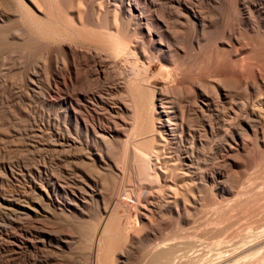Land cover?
Here are the masks:
<instances>
[{
  "label": "rangeland",
  "instance_id": "1",
  "mask_svg": "<svg viewBox=\"0 0 264 264\" xmlns=\"http://www.w3.org/2000/svg\"><path fill=\"white\" fill-rule=\"evenodd\" d=\"M178 1L174 0L172 3L174 6H172L168 4V0H161V10H173V18L170 20L174 28L173 40L177 44H183L184 47L181 52V63L182 68L185 69L183 70L185 76L190 78V84L183 90L184 95L188 96L187 99L191 102L195 99L200 100L197 94L199 81L205 83L208 93H215L216 95H218V90L215 89H218L220 85L225 87L227 84L226 88L230 87L232 95L235 96L234 98L230 95V99L234 98L232 103L235 110L238 109L239 111L236 114L240 116L235 115V111L226 109L230 103H222L223 105L220 106L219 111L212 107L204 113V120L195 114L194 116H188L192 120L191 123L199 126L202 125L201 122L205 123L204 126H208L209 122L213 125L221 123L220 126L222 127L220 134L202 131V142H199L197 138L191 140L186 138L188 143H192L193 145H191L196 150V154L193 153L194 168L191 170L192 172L187 171V181L195 183L194 194L196 195L195 199L192 196L190 197V201L186 206L189 209L187 211H190L188 212L189 222H180L181 220L177 219L176 212H159L156 203L164 204L168 191L165 188H161L159 191L158 189H152L151 193H153V198L156 200H154L155 203L151 206L150 211L147 212V219H145L147 226L143 230L144 234L139 236L130 248L131 251L133 250L130 264H147L146 261L150 259L148 254L154 245L158 241H168L169 238H174L182 252L186 243L194 241V243L201 244V253L204 252L203 256L206 259L201 254L202 258L200 256L199 259L196 258L197 262L192 258V261L195 262L192 264H216L220 261L217 260L219 257H214L217 255L215 253L218 252V249L221 251L222 257H225L227 253H233L230 254L231 256L229 255L230 257L227 256L228 254L226 255L227 260H229L226 261L231 264L236 256L241 257L244 255L238 253L240 252L239 249L246 244L248 245L249 242L256 244L258 242L256 244L258 245L264 241L262 239L264 235L261 234L264 232V133L261 131L262 127L264 128V115L261 121L255 116H250L247 112L252 107H258V109L263 110L264 114V78L262 77L264 76V21H262L264 19V0H253L257 4L258 12L261 14L254 11L251 16L252 20L247 19L241 13L238 0H189L191 3L189 10L191 7L197 11L200 9L207 20H214L213 25L208 26L203 35L194 30L192 22L187 21L183 15L181 16L182 13L180 12H186L187 7L179 5ZM249 1L252 3V0ZM143 8L146 10L148 7L143 5ZM23 51L24 48L18 45L9 46L5 48L7 55L3 50L1 51L4 52L3 55L6 58L0 57V86H3L0 90V118L2 117L0 119V264L100 263L102 261L100 258L104 252L99 251L98 237L102 226L100 214H102L105 204H108L111 211L112 209L117 210L119 207L118 212L124 213L130 221L139 222L141 219L144 220L142 216L139 215V218L136 212L132 211L136 202L131 195L134 196L135 192L127 189L128 187L124 181L118 184L117 188H113L112 184L113 171L118 173L117 166L119 164V166H125L126 163V166L123 167L125 169L127 167V170L129 166L130 169L132 168L130 163L128 164L130 162L128 155L130 148H128V154L126 155L127 144L125 139L110 145L103 141L90 139V143H95L96 147L105 151L107 148L109 154L107 153L108 158H105L106 161L103 162L96 160L94 156H92L93 158L88 156L84 148L85 137L82 135V129L76 130L71 121L65 120L62 103L55 101L51 104L52 106L48 105L44 100V95H42L43 92L35 88L34 84L27 79L30 76L34 77L33 68H38L40 71L37 74H40V80H42L41 69L43 65L34 55L24 56ZM9 52H12V55L8 54ZM10 56L11 58H9ZM260 73L263 74L260 75L261 78L259 77ZM221 76H227L226 79L228 77L230 79L236 78V81H230L229 79L232 85H228L229 81L224 78L228 83L222 82ZM180 83V78L176 77L173 83L160 80L158 87L174 86ZM225 104L228 105L225 106ZM221 109L222 111H220ZM216 114H223L225 116L222 117L224 118L223 121ZM248 115L249 118H246ZM125 116L126 120L130 122V128L131 124L134 123L133 115L129 113ZM236 116L239 119H235ZM47 118H50L51 121L54 119L52 122L56 131L70 130L71 135H75V137L76 133H79L81 138L79 137L80 140L78 138V142L82 141V143L80 142L81 144L79 143L74 149L72 148L70 154L64 152L66 149L63 151L54 140V137L47 138L46 133H49L48 127L45 125ZM231 125L236 129L237 138L236 142L231 141L234 145L232 148L229 145L230 140H225L223 133ZM229 129L226 132H229ZM48 139L49 142L52 141L54 144L49 143ZM100 146H103V148ZM149 147L151 148L150 144L147 148ZM172 151L174 152L172 153L173 156L177 159L175 154L180 152L175 144H172ZM175 158L174 161H176ZM84 161L87 164L83 163ZM178 170L180 171V166L175 171V175L179 173ZM218 173L222 175V187H218L214 182ZM48 176L52 177L58 185L62 183L60 187H65L67 192H53V199L61 202L51 204L47 199L42 200V211L38 216L32 217L30 215L31 206L28 205H30L31 197L38 196L35 186L46 188ZM93 176L95 177L93 178ZM103 177L108 182L106 183L108 186L102 189L104 192L103 198L98 201L97 197L90 195L91 192L87 184H90L89 180L95 178L99 181H105ZM73 190L76 191V194ZM160 192L161 194H159ZM105 194L107 196L106 203L103 200ZM142 201L143 198L141 203ZM25 202L26 204H24ZM115 214L118 217V214L114 212L110 219L114 218L113 220H115ZM130 216H132L131 219ZM135 216L137 220L134 218ZM149 222L151 223L149 224ZM258 236L261 237L262 242L259 241ZM246 239L248 241H245ZM254 239L257 241L253 242ZM218 242L220 245H217ZM238 245L242 246L239 248ZM261 247L263 248L262 252L260 251ZM182 252L178 251L180 257L176 258L175 264H183V262L184 264H187V262L190 264L191 258H188V261L183 256L184 252ZM250 255V257H247L249 260L258 264L256 260L263 259L261 262L259 260V264H264V245L261 244ZM213 257L217 259L212 261ZM99 260L101 261L99 262ZM227 262L224 264H227Z\"/></svg>",
  "mask_w": 264,
  "mask_h": 264
},
{
  "label": "bare ground",
  "instance_id": "2",
  "mask_svg": "<svg viewBox=\"0 0 264 264\" xmlns=\"http://www.w3.org/2000/svg\"><path fill=\"white\" fill-rule=\"evenodd\" d=\"M188 1L189 0L178 1L179 5L185 6L188 9H186V12H180L181 10L178 12L182 13L181 16L183 15L187 21L192 22L196 32L203 35L206 32V28L213 25L214 20H207V17H205L200 9L197 11L191 7L189 10L191 3ZM173 2L174 0H168V4L170 5H172ZM238 2L244 17L252 20V13L254 11L258 12L257 4L254 3L253 0L252 3L249 0H238ZM142 3L148 7V10L143 8ZM164 3L166 2L164 1ZM172 6H174V4ZM172 15L173 10H161V0H0V57L6 58V56L3 55L6 47L18 45L24 48L22 52L24 56L29 57L34 55L37 60L42 62V80H40V74H37L40 71L38 68H33L34 77L30 76L27 79L30 80V83L34 84L35 88L40 89L44 93H42V95H44V100L48 105L55 103V101L62 103L65 120L71 121L75 125L76 130L82 129V135L85 137L84 148L88 156H94V158L100 162L106 161L105 158H108L107 148L106 152L96 147L95 143H90V139L99 142L103 141L106 142V144L109 143V145L121 139H125L127 144L126 155L128 154V148H130L128 154L130 162H128V164L130 163L132 168L130 169L129 166L127 170V167L126 169L124 168L126 163L125 166L123 165L124 167L119 166V164L117 166L118 173L113 171L114 178L112 184L113 188H115L124 181L125 185L128 187L127 189L135 192L134 196L131 195L136 202L132 211H135L138 217L139 215L140 217L142 216L144 220L141 219L139 222L135 220L130 221L124 213L118 212V209H120L119 207L118 209L116 208L117 210L112 209L111 211L108 208V204H105V208L103 207L102 214H100L102 226L98 237L99 251L104 253L100 258L102 261L99 260V262H101L97 264H130L131 257L133 256V250L131 251L130 248L132 244L136 242V239L144 234L143 230L145 226H147L145 221V219H147V212L150 211L151 206L155 203L154 200H156L153 198V193H151L152 189H158L159 191V189L165 188L166 191H168L164 204H159L160 202L156 203L159 212H176V215H178L177 219L181 220L180 222H189L188 212L190 211H187L189 209L186 208V206L190 201V197L192 196L195 199L196 195L194 194L195 183L187 181V171H191L194 168L193 153L196 154V150L194 146H192V143V145L188 143L187 139L190 138L191 140L192 138H197L199 142H202V131L212 134L216 132V134H220L222 132L221 123L219 125H213V123L208 122V126H204L203 124L205 123L201 122L202 125L199 126L191 123L190 121L192 120H190L189 117L195 114L204 120V113L206 111L208 112L212 107L219 111L218 109L223 105L222 103H230V105L227 104L229 108L225 104V106H227L226 109L233 112L235 111V115H238L236 114L238 109L236 111L232 103L235 96L232 95V89L230 90V87L226 88V83L225 87L220 85L218 89H215L216 91L218 90V95L215 93H208L209 91L206 90L205 83L202 81H199V89L197 91L200 100L195 99L191 102L187 99L188 96L184 95L185 93H183V90L190 84V78L185 76L186 74H184L183 71L185 69L182 68L181 52L184 50L183 44H177L173 40L174 28L170 21L171 18H173ZM262 21H264V19H262ZM198 47L200 46L198 45ZM2 50L4 52H1ZM11 53L9 52L8 54ZM5 54L7 55L6 52ZM19 56L21 55L19 54ZM9 58H11V56ZM13 66L15 67L16 65ZM260 75L262 76L263 74H259L261 78ZM176 77L180 78L181 83L179 85H163L164 87H158L160 80L173 83ZM221 77L223 79L221 80L222 82H227L226 80L229 81L230 79L229 77L226 79L227 76ZM262 77L264 78V76ZM224 78L226 80H224ZM235 79L231 78L230 81H236ZM230 81L229 83L227 82L228 85ZM222 85L224 84L222 83ZM1 86L0 90H2L3 87ZM10 87L13 89L11 85ZM230 95L234 98L230 99ZM250 107L252 106L250 105ZM260 109H258V107H252L247 112L250 116H255L261 120L264 114L263 110ZM220 111H222V109ZM129 113L133 115L132 119L134 118V123L133 125L131 124L130 128V122L125 118V115ZM223 114L216 115L223 121L224 118L222 117H225ZM249 115L246 118H249ZM238 116L234 118L239 119ZM50 118H47L45 124L49 131V133H46L47 138L50 139L54 137V140L63 151L66 149L64 152L70 154L72 148L74 149L80 142L82 143V141L78 142V138L80 137L79 133H76L75 137V135H71L70 130L64 132H61V130L56 131L52 122L54 119L51 121ZM228 128H230L229 132H226ZM228 128L226 131H223L224 139L227 141L230 140L229 145L230 148H232L234 145H232L233 143L231 141L236 142L237 139L236 129L233 125ZM261 131L264 133L263 127ZM49 139L48 142L50 141ZM49 143L54 144L52 141ZM144 144L147 145L145 146ZM149 144L151 145V148L149 147L150 149L147 148ZM172 144H175L180 152L179 154H175L177 159L173 156L174 154H172L174 153L172 151ZM100 147L103 148V146ZM174 158L176 161H174ZM83 163L86 162L84 161ZM179 166L180 171L178 170L179 173L175 175L174 173ZM94 177L95 176H93V178ZM53 180L52 177L48 176L46 188H42L43 186H41V188L35 186L38 196L31 197L30 205H28L31 206L30 215L32 217L38 216L42 211V200L47 199L51 204H59V202H61L60 200L55 201L53 199V192H67L65 187H60L62 183L58 185L57 182ZM103 180L106 181L105 178ZM222 180L221 173H218L214 182L220 187ZM105 181H99V179L95 178L89 180L90 184L86 183L91 192L90 195L92 197H97L98 201L100 198H103L104 192L102 189L108 186V184H106L108 182ZM161 192L159 194H161ZM106 197L105 194L103 199L105 203L107 201ZM142 198L143 201L141 203ZM24 204H26V202ZM114 212L118 214V217H116L115 214L117 218H115V220H113L114 218L110 219V216ZM132 216H130V219ZM134 218L136 219L137 217L135 216ZM150 221L152 222V220ZM151 222H149V224ZM184 223L182 224L184 225ZM261 234L264 235V232ZM260 236H258L259 239L262 237ZM248 239L245 241H248ZM262 239H264V236ZM256 241L254 239L253 242ZM259 241H261V239ZM186 242L188 241L186 240ZM256 244L249 242L248 245L246 244L239 249L240 252L238 254L244 255L241 257L236 256L233 261L230 260L232 261L231 264H257L255 261L247 258L251 256L250 253H253L257 247L261 244L264 245V241L261 244ZM200 245L201 244H198V242L194 243V241H192V243H186L185 248H183V253L180 251L181 248H179V244L174 241V238H169L168 241H158L149 252L148 257L150 259H148L146 263L175 264L176 258L180 257L178 256L179 251L183 253V256H185L187 260L191 258L190 264H192L195 263L192 261V258L196 261V258L199 259L203 256L204 252L201 253ZM217 245H220V243L218 242ZM241 246L242 245H238L239 248ZM262 247L260 250L261 252L263 251ZM232 250L234 251V249ZM231 253L232 252L229 254L227 253L228 255H226L230 257L233 254ZM201 254L202 256H200ZM215 254L217 255L214 257H219L216 259L220 260L216 262V264H224L229 261L226 255L222 257L223 255H221L219 249ZM182 258L181 260L183 261L184 258ZM213 258L212 261L216 260ZM259 260L260 262L263 261V259ZM259 260H256L258 264L260 263ZM227 264H229V262H227Z\"/></svg>",
  "mask_w": 264,
  "mask_h": 264
}]
</instances>
